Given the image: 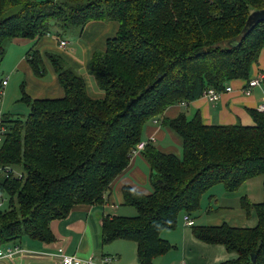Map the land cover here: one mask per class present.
I'll return each instance as SVG.
<instances>
[{"label":"trees","instance_id":"1","mask_svg":"<svg viewBox=\"0 0 264 264\" xmlns=\"http://www.w3.org/2000/svg\"><path fill=\"white\" fill-rule=\"evenodd\" d=\"M260 9L264 0H0V63L5 41H31L24 59L32 75L43 79L46 62L62 91L58 98H31L21 83L27 113L0 115V248L22 237L50 242V221L67 218L75 205L102 204L142 128L159 118L179 136L180 156L144 141L139 153L150 192L120 187L122 205L135 212L100 217L101 242L130 240L136 264H152L171 248L160 232L174 228L179 212L195 214L205 191L220 185L233 192L260 177L261 200L239 199L254 216L252 227L193 221L190 227L197 239L235 254L222 264H264V113L249 110L251 126L206 125L197 110L161 117L205 89L225 92L229 81L250 79L264 48V21L244 37L241 30ZM92 21L117 27L88 59L100 97L87 93L84 78L59 54L35 48L46 34L62 48L60 41L74 42Z\"/></svg>","mask_w":264,"mask_h":264},{"label":"crops","instance_id":"2","mask_svg":"<svg viewBox=\"0 0 264 264\" xmlns=\"http://www.w3.org/2000/svg\"><path fill=\"white\" fill-rule=\"evenodd\" d=\"M116 28L114 22H88L81 36L74 40L77 48H81L82 62L77 61V54L74 49L67 50L66 53L60 51L63 48H58L56 40L48 34L38 39L35 48L41 54L44 52L59 54L72 66H82L83 71H87L88 59L91 53L96 49H103L105 39L111 37ZM13 43H18L16 45L20 47V50L14 49L13 53L16 55L14 61L7 60V64L11 66L7 69L4 66V77L14 76L15 80H18V75L22 73L26 80L24 92L31 98L60 97L62 95L61 88L57 83L55 74L46 62L47 69L51 70L48 79H38L32 75L24 59L25 52L30 47L27 44L29 42L25 43V41L18 40V42ZM67 45L68 42L65 46ZM257 74L264 75V48L258 54L257 63L251 66L250 76L253 77ZM3 80L5 81L4 84L1 83ZM245 82L244 79L231 80L226 84L230 87V91L221 92L215 101H208L201 96L185 105V107L180 104L169 106L161 117L169 119L174 118L184 110L187 113L197 110L201 122L206 125L239 123L244 126H251L253 120L248 111L256 110L257 105L264 102V87L262 84H258L251 88L248 94H245ZM86 88L91 97L101 96V93L94 92L91 83L87 84L86 82ZM10 90L11 88L7 87V80L4 78L0 80V101L1 97L3 99L4 96V100H12L13 109L19 110L2 113V116L25 115L27 107L20 101L18 94L9 98ZM21 104L26 107L24 109L26 111H23V113L20 111ZM140 140L151 142L162 153L180 156L179 136L167 126L162 125L159 118L144 125ZM148 174L149 167L142 154L132 155L128 165L111 182L108 195L102 204L75 205L67 218L50 221L49 229L54 238L50 242L45 243L22 237L3 246L4 249L16 246L24 250L17 251L16 248L11 254L1 258L0 264H59L51 254L57 248H62L67 255L80 259L98 261L102 256L111 255L116 258L117 264H136L134 242L116 239L102 243L99 238L98 221L100 217L107 213L122 216L133 215L130 209L129 211L122 210L121 214H118L119 207L124 206L121 202L120 187L127 184L148 193L150 192ZM239 188L233 192H227L220 185L211 187L201 195L197 212L187 214L188 217L194 224L214 226L227 223L233 227H252L255 224L254 216L245 213L239 204L240 197L247 196L244 194L246 190L244 189L243 192ZM252 201L251 203H255ZM128 213L132 214L129 215ZM184 214L182 212L177 214L174 228L164 229L160 232V237L166 240L171 248L164 254L154 258L152 264H222V262L235 257L234 253L226 251L222 245L205 243L197 239L192 234L190 225L184 222Z\"/></svg>","mask_w":264,"mask_h":264},{"label":"rangeland","instance_id":"3","mask_svg":"<svg viewBox=\"0 0 264 264\" xmlns=\"http://www.w3.org/2000/svg\"><path fill=\"white\" fill-rule=\"evenodd\" d=\"M13 42H18V40L5 41V43H4V45H5V54H4V57H3V61H1V64H0V80H2L3 78L6 79L7 80V87L11 88V90H10L11 94H9V98L12 97V96H15L16 94H18V97L20 96V84L21 83H22V88H23L24 91H25V88H26V80H25V78H24L22 73H20L18 75V80H15L16 78L14 76H12V77L11 76H7L6 78L4 77L5 76L4 66H5L6 69L11 66L10 64H7V60L11 59V60L14 61V57L16 56L13 53L14 49H19L20 50V47L16 45L18 43L14 44ZM10 43H12V44H10ZM25 43H27V42H25ZM27 44L31 46V41L29 43H27ZM65 47H64L65 49L63 48L64 50L62 49L60 51L66 53L67 50L71 51L72 49H74L75 50L74 52H76V54H77V61L82 62V51H81V48L78 49L77 46L74 44L73 40L68 41V45L65 46ZM74 68L77 69V72L84 78V80H85V82H87V84L88 83L92 84L94 92L100 93V91L95 86V83H94V80H93L92 76H90L88 74V71H86V70L83 71L82 66H78V67H74ZM50 72H51V70L47 69V72H46V75H45L44 79H48L50 77V75H51ZM8 105H9V107H8ZM25 108L26 107L23 106L22 104L20 105V111L22 113H23V111L24 112L26 111V110H24ZM12 110H19V109H13L12 100H10V101H9V99L4 100V96H3V99L1 97V101H0V115H2V113H6V112H12ZM12 173H13L14 176L17 175L18 174V169L17 168H13ZM240 186L241 187L239 189H241L243 192H244V189L246 190V193L244 192V194L247 195L246 197H247V199L250 202L252 200H255V201H252V202H259L261 200V198H262V189H261V179L259 177L247 180L246 182L242 183ZM116 206H117V204H116ZM129 209H130V211L132 210V212L134 214L135 211L133 210V208L125 207V206H123L122 208L119 207L118 214H121L122 210L129 211ZM128 214L131 215L132 213H128Z\"/></svg>","mask_w":264,"mask_h":264},{"label":"built area","instance_id":"4","mask_svg":"<svg viewBox=\"0 0 264 264\" xmlns=\"http://www.w3.org/2000/svg\"><path fill=\"white\" fill-rule=\"evenodd\" d=\"M65 44H66L65 41H60L58 43V45L62 48L65 46ZM262 77L263 74H257L251 77L247 82H245L246 86L244 93L248 94L251 88L260 84V80L262 79ZM4 83L5 81L3 80L2 84ZM224 91L225 92L230 91V87L225 86ZM220 93L221 92L215 91L212 88H208L202 92V96L205 97L208 101H215L219 97ZM256 111L264 113V102L257 105ZM3 132L4 129L0 127V139ZM143 147H144V141H140L139 143H137L132 151V155L139 153L143 149ZM183 220L187 225L192 224V220L188 217L187 214L183 215ZM16 248H17L16 246L8 249L0 248V259L11 254V252L14 251ZM18 250L23 251L24 249L17 248V251ZM51 254L53 255V257H55V259L58 261L59 264H117L116 258L111 255H105L102 256V258L98 261H92L89 259H80L72 255H67L62 248H57Z\"/></svg>","mask_w":264,"mask_h":264},{"label":"water","instance_id":"5","mask_svg":"<svg viewBox=\"0 0 264 264\" xmlns=\"http://www.w3.org/2000/svg\"><path fill=\"white\" fill-rule=\"evenodd\" d=\"M260 21H264V9L251 11L244 22L241 36L244 37L246 33ZM254 256V253H250V261L254 260Z\"/></svg>","mask_w":264,"mask_h":264}]
</instances>
